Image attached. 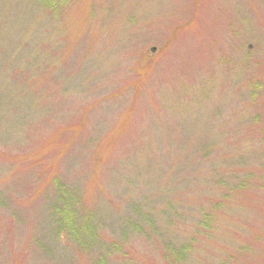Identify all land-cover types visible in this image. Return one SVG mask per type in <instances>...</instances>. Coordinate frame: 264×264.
Here are the masks:
<instances>
[{"label":"rangeland","instance_id":"1","mask_svg":"<svg viewBox=\"0 0 264 264\" xmlns=\"http://www.w3.org/2000/svg\"><path fill=\"white\" fill-rule=\"evenodd\" d=\"M0 264H264V0H0Z\"/></svg>","mask_w":264,"mask_h":264},{"label":"trees","instance_id":"2","mask_svg":"<svg viewBox=\"0 0 264 264\" xmlns=\"http://www.w3.org/2000/svg\"><path fill=\"white\" fill-rule=\"evenodd\" d=\"M42 2V4L49 9H58L60 5H62L63 0H39ZM53 183H56V180L53 181ZM59 191L63 192V195L60 194V205L56 207L55 213L57 212V217L59 218L58 223L60 222V226L62 230H65L68 232L69 236L75 235L78 232V227L79 221L78 218L75 216V212L73 211L74 206L71 204L72 202L68 199L65 198V190H62L60 186L57 187ZM65 198V199H64ZM56 217V218H57ZM207 223V220L203 221V225ZM78 237V236H77ZM114 248L115 252H119L118 250L120 249L117 245L113 244L111 247H109V251ZM108 251V250H107Z\"/></svg>","mask_w":264,"mask_h":264}]
</instances>
